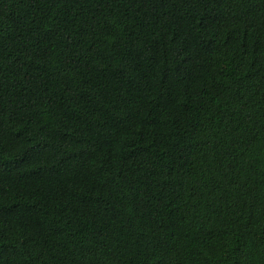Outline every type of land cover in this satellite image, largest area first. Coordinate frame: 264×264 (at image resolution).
<instances>
[{
	"label": "trees",
	"instance_id": "16d2710c",
	"mask_svg": "<svg viewBox=\"0 0 264 264\" xmlns=\"http://www.w3.org/2000/svg\"><path fill=\"white\" fill-rule=\"evenodd\" d=\"M0 264H264V0H0Z\"/></svg>",
	"mask_w": 264,
	"mask_h": 264
}]
</instances>
